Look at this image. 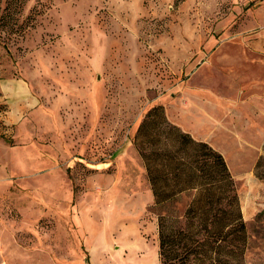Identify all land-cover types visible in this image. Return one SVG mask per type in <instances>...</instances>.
I'll use <instances>...</instances> for the list:
<instances>
[{
	"label": "rangeland",
	"instance_id": "obj_1",
	"mask_svg": "<svg viewBox=\"0 0 264 264\" xmlns=\"http://www.w3.org/2000/svg\"><path fill=\"white\" fill-rule=\"evenodd\" d=\"M22 1L21 32L0 34V264H160L158 214L193 195L155 209L132 139L156 105L179 126L197 96H248L228 82L264 0ZM239 123L209 144L236 180L246 264H264V112Z\"/></svg>",
	"mask_w": 264,
	"mask_h": 264
},
{
	"label": "trees",
	"instance_id": "obj_2",
	"mask_svg": "<svg viewBox=\"0 0 264 264\" xmlns=\"http://www.w3.org/2000/svg\"><path fill=\"white\" fill-rule=\"evenodd\" d=\"M22 0H0V34L21 32ZM146 170L154 208L193 197L183 215L158 214L160 264H246L249 245L236 180L222 153L152 107L132 139Z\"/></svg>",
	"mask_w": 264,
	"mask_h": 264
},
{
	"label": "crops",
	"instance_id": "obj_3",
	"mask_svg": "<svg viewBox=\"0 0 264 264\" xmlns=\"http://www.w3.org/2000/svg\"><path fill=\"white\" fill-rule=\"evenodd\" d=\"M259 10L261 12L262 18L258 20L257 23L260 24L258 25V28H256V30L253 31V33L248 38H246L245 47L239 50V53L244 55L245 63L238 66V69L236 70L239 73L237 75H233L232 79L228 82V85L232 87H240L244 85L245 89L243 90L242 94L244 96H248L244 98V100H241V102L237 100L222 101L227 99L223 97L220 98L221 100L218 101V104H215L214 102L216 101L211 99V97L197 96L198 100H194L189 111L182 116L183 118L184 116H189L191 119L192 117L195 119V125L192 124L191 126L199 134L209 137V140L202 139L203 142L209 144L211 142L210 136L215 134L217 130L222 133L224 132L226 134H231L233 132V128L237 130L242 128V125L239 123V121L242 118V113L244 110L261 109L264 112V108L254 105L261 104L264 101V76H261L257 69L261 64L264 63V12H262L263 10H261V8H259ZM247 76L251 77L246 81L245 79ZM248 86L252 88L250 91L247 90ZM238 87L236 88L237 90L235 89V93H238ZM222 90L227 91V89ZM230 105H233L234 107L231 109ZM228 116L234 118L238 123L234 122L231 126ZM183 118L179 124V127L188 125L183 122ZM207 126L212 127L211 132L205 133L200 130L201 128ZM212 147H215L217 151L220 150L215 145Z\"/></svg>",
	"mask_w": 264,
	"mask_h": 264
}]
</instances>
